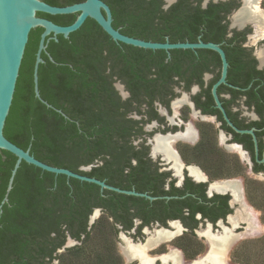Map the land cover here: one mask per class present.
<instances>
[{"label":"trees","instance_id":"obj_1","mask_svg":"<svg viewBox=\"0 0 264 264\" xmlns=\"http://www.w3.org/2000/svg\"><path fill=\"white\" fill-rule=\"evenodd\" d=\"M44 1L67 5L81 0ZM103 1L111 9L114 27L155 41H196L199 34L204 41H223L231 9V3L213 0L205 6L202 0H175L167 8L164 0ZM37 15L61 25L75 17ZM41 31L38 27L29 32L3 134L41 161L110 183L124 175L131 167L129 157L138 152L130 140L140 121L131 112L145 108L153 113L155 96L163 97L167 81L181 73L179 59L166 58L162 49L116 42L87 18L67 38L58 35L59 40L47 41L54 61L41 53L39 93L64 116L34 96L32 69ZM117 80L129 91L127 98L115 89ZM15 160L0 150V202ZM7 197L0 210V264H121L103 222L98 218L87 226V216L101 202L98 185L21 161ZM67 234L81 243L55 254ZM247 258L235 260L247 264Z\"/></svg>","mask_w":264,"mask_h":264},{"label":"flooded vegetation","instance_id":"obj_2","mask_svg":"<svg viewBox=\"0 0 264 264\" xmlns=\"http://www.w3.org/2000/svg\"><path fill=\"white\" fill-rule=\"evenodd\" d=\"M213 1L231 3L223 41H212L228 63L225 81L215 89L222 109L212 94L221 72L219 54L207 48L166 52V58L179 59L181 73L167 81L163 97L155 96L152 114L145 108L131 112L140 121L130 140L138 152L129 157L124 175L110 183L103 178L139 194L99 189L101 202L87 216L89 226V216L99 209L106 239L121 264H142L138 257L125 258L127 246L150 256L151 264H172L162 259L171 251L183 261L200 258L213 264L207 258L212 256L208 236L227 238L222 245L226 264H241L235 259L247 257L256 243L262 250L253 252L263 257L264 33L254 23H235L233 16L230 27V16L243 0ZM157 136L168 138V155L153 149ZM67 237L75 243L60 250ZM80 243L67 234L54 252Z\"/></svg>","mask_w":264,"mask_h":264},{"label":"water","instance_id":"obj_3","mask_svg":"<svg viewBox=\"0 0 264 264\" xmlns=\"http://www.w3.org/2000/svg\"><path fill=\"white\" fill-rule=\"evenodd\" d=\"M174 1L175 0H164L163 7L167 8ZM207 1L208 0H202V5L205 6ZM37 12L51 15L75 14V17L71 23L61 25L46 17L37 15ZM231 17L232 15L230 16V27H234L235 24L232 23ZM87 18L93 19L112 40L135 47L152 50L162 49L167 53H169L171 49L195 50L198 48H207L216 51L221 59V72L218 81L214 83L212 87V94L217 105L222 109L216 97L215 89L219 83L225 81L228 63L223 49L216 42H205L200 37L196 41L185 40L171 42L168 38L165 41H155L124 34L119 28L112 25L113 18L111 9L103 0H81L67 5H52L44 0H0V150H6L16 157L15 163L10 172L6 192L0 202V210L2 204L8 200L7 194L12 187L14 175L20 166L21 161L54 174H63L67 178L72 177L81 181L94 183L98 185L101 190L105 188L126 194H139L132 190H124L117 186L110 185L103 179L41 161L30 153L29 148H21L7 139L3 134V127L12 102L25 45L28 40L29 32L33 28H42L32 69L34 96L47 107H52L66 116L59 108L52 106L41 97L38 89V66L40 63L44 62L41 56L42 52L48 56L49 60L54 61L52 56L46 50V44L49 39L53 38L54 40H57V35H62L64 38H67L69 34L77 30ZM114 86L121 98L124 99L129 95L124 84L119 80L114 82ZM152 154L155 155V152H152ZM83 168L89 169L90 165L84 166ZM98 213L99 209L95 208L89 216L88 228H90V225L93 223ZM74 243L75 241L73 239L67 237L65 244L60 250H63Z\"/></svg>","mask_w":264,"mask_h":264},{"label":"bare ground","instance_id":"obj_4","mask_svg":"<svg viewBox=\"0 0 264 264\" xmlns=\"http://www.w3.org/2000/svg\"><path fill=\"white\" fill-rule=\"evenodd\" d=\"M232 16H233V21L235 23L237 24H241L245 22L254 23L255 28L257 29L260 28L259 30L264 33V13L258 5V0H243L242 7ZM156 138L157 141L153 149L154 150L160 149L162 152H165V154L168 155V153L166 152V144H165L166 143L165 140L168 138L161 136H157ZM225 241L227 242V238L224 236H220V237L208 236L209 251L212 252V256H207V258L210 259L213 264H226L227 256L222 248V245L225 243ZM149 242H151V240H149ZM124 252H125V258L127 260H130L133 257H138L142 262V264L152 263V258H150V256L146 257L143 254L139 255L138 248L134 246H127V248L124 249ZM166 258H170L172 264H205V260L200 258L194 261H183L179 253L175 251L173 252L171 251V253H169L168 255L162 256L163 260Z\"/></svg>","mask_w":264,"mask_h":264},{"label":"rangeland","instance_id":"obj_5","mask_svg":"<svg viewBox=\"0 0 264 264\" xmlns=\"http://www.w3.org/2000/svg\"><path fill=\"white\" fill-rule=\"evenodd\" d=\"M261 1H262V0H258V5H259L260 9H261V10L263 11V13H264V5L261 4ZM257 47H259V46H257ZM97 219H98V216L96 217L95 221H96ZM93 223H94V222H93ZM91 246H92L93 248L96 247L95 244H91ZM256 250H262V248L259 246L258 243H256L255 249H252L251 252H250L249 254H247V255H248L247 257H249V258H247V264H259V262H260L261 264H264V253H262V256H263V257H262V258H261V257L259 258L257 252H253V251H256ZM123 260H124V262H125V259H123ZM125 264H127V262H125Z\"/></svg>","mask_w":264,"mask_h":264}]
</instances>
